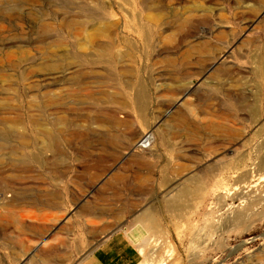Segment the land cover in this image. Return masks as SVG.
<instances>
[{
  "label": "rangeland",
  "instance_id": "obj_1",
  "mask_svg": "<svg viewBox=\"0 0 264 264\" xmlns=\"http://www.w3.org/2000/svg\"><path fill=\"white\" fill-rule=\"evenodd\" d=\"M107 11L129 24L110 57L88 51L75 74H55L69 66V17ZM223 49L226 60L206 72ZM1 88L15 132L33 141L47 124L52 139L28 148L40 158L0 160L4 197L35 202L0 203V264H76L133 220L146 225L142 245L151 242L140 264H264V0H0ZM145 133L149 144L132 148ZM239 138L244 153H258L243 198L235 187L247 179L216 183L197 169ZM198 174L202 195L167 208ZM103 214L117 218L95 227ZM17 220L27 225L20 237Z\"/></svg>",
  "mask_w": 264,
  "mask_h": 264
},
{
  "label": "bare ground",
  "instance_id": "obj_2",
  "mask_svg": "<svg viewBox=\"0 0 264 264\" xmlns=\"http://www.w3.org/2000/svg\"><path fill=\"white\" fill-rule=\"evenodd\" d=\"M25 1H37V0H25ZM67 26H68L67 32L69 36L67 57L69 61V66L67 69L64 70H56L54 73L57 75H61V74L64 75L66 73L75 74L78 71V70L76 71L77 58L78 57L86 58V55H88V51H90L93 54V56H96V59L105 61V59H108L110 57L112 49L115 46H117L119 42L120 31L121 30L124 31L125 29L129 28V24L123 21L122 17L115 16L111 11L104 12L100 17H96L94 19H89V20L87 19L81 20L75 15H71L68 19ZM227 51H228L227 49H223L220 52V54L215 58V60L212 61V63L209 65L208 70L206 72L211 70L217 62L221 60L225 61L227 58ZM17 52L18 51L15 50L6 51L4 55L5 57H12ZM92 54L90 58L93 57ZM4 93L5 92L3 91V88H1L0 101L7 98V96H5ZM35 94H31L30 96ZM172 107L173 106L171 104L168 111H171ZM5 113L4 110L0 111V125H2L1 128L4 129V132L0 136V160L8 159L10 161H15L17 163H24L26 160L30 158L31 159L40 158L41 153L44 152L42 149H40L41 151H39L38 154L33 155L30 153L28 148L34 145L37 146L39 143L43 144L44 142L46 143V145L51 144L50 139H52V125L48 126L47 124H42V127H37L38 133L36 135L35 140L32 141L29 135L18 134L15 132L14 129L19 128L20 121L12 119L11 116H7ZM163 116L164 113H161V116H158L153 124H157L158 122H160ZM262 121H263L262 118L256 121L255 123L256 125L260 124L258 129L261 127ZM204 126L206 127L210 126V128L211 127L216 128L218 127V123L215 121H210L209 123L204 124ZM194 136H195L194 138L201 137L200 133L199 134L195 133ZM150 138H151V134H146V133L143 134V136H141L140 139L136 141L135 140L132 141V148L147 146L149 144ZM239 140L240 141L236 140L232 142V146H234L235 149L233 148L225 149V147H223V149L220 150L218 149L217 151L214 152L212 158L207 159L206 162L199 163L197 169L201 170L203 168H208L210 179H212V181L214 180L216 183H218L217 180L219 178L222 179L226 178L227 173L236 174L241 177V180L247 179L245 180V182H243L242 184L240 183L239 186L235 187L241 190L239 195L240 197L243 198L246 196V191L253 189V187L255 186L252 180H249V177L250 176L253 177L254 176L253 173L256 171V169H254L255 167L252 166V164L255 163L254 158L258 157V153L255 152V150H253L255 152L253 154L252 153L250 154V152L248 151L244 153L242 148L240 149V147L244 145L243 142H241L242 138H239ZM238 143L239 145L237 146ZM233 152L235 154V157L237 158L236 161L237 163L234 166H229L227 163L228 159H225L226 158L225 155L227 153H233ZM263 166H264V158H262V162L259 165L256 173L258 174L259 177L261 176L264 178V171L261 170L264 169ZM191 176L192 175H190V177ZM191 178H192L191 179L192 185L190 186L184 185L178 191H176V193H174L175 195L173 197L166 200L167 208H169L170 210L177 211V209L180 208L181 200H183V197H186L188 194L192 195V193H195L196 197H200L202 193L207 189L206 180H204L202 176L198 174L195 177H191ZM255 192L257 193V191ZM242 200L244 201L245 199ZM14 202H16L18 205H21L24 208L35 204L33 200L24 196H21L17 199L14 198L12 200L6 199L0 191V203L12 204ZM227 209H229V206L227 207ZM233 220L235 221V219ZM145 221H150L148 222V224L150 223V226L152 227L154 226L153 222L151 221V219H149V217H146ZM16 228L19 231L17 236L20 237V235L26 232L27 225L23 220H17ZM19 242L24 243V240L19 239ZM150 243L151 242H147L146 244L142 245L141 251L144 255L147 254V250H149ZM12 252L17 254L18 250L13 248ZM44 260L49 262V259L47 257Z\"/></svg>",
  "mask_w": 264,
  "mask_h": 264
},
{
  "label": "crops",
  "instance_id": "obj_3",
  "mask_svg": "<svg viewBox=\"0 0 264 264\" xmlns=\"http://www.w3.org/2000/svg\"><path fill=\"white\" fill-rule=\"evenodd\" d=\"M100 217L102 219L98 220L95 227L111 224L110 220H116L117 215L110 214L107 220L104 219L105 214ZM146 229V225L141 220L128 221L126 224L114 226L76 264H139L143 259L141 247L142 240L146 236Z\"/></svg>",
  "mask_w": 264,
  "mask_h": 264
}]
</instances>
